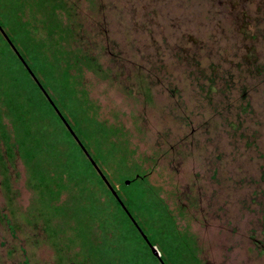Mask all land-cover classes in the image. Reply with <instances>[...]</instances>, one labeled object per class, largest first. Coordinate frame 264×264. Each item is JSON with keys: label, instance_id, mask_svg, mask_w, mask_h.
<instances>
[{"label": "rangeland", "instance_id": "374dc122", "mask_svg": "<svg viewBox=\"0 0 264 264\" xmlns=\"http://www.w3.org/2000/svg\"><path fill=\"white\" fill-rule=\"evenodd\" d=\"M64 1L59 28L30 0H0V18L110 182L141 175L199 264H264V0ZM3 99L0 264H73L81 239L56 208L75 183L39 193Z\"/></svg>", "mask_w": 264, "mask_h": 264}, {"label": "trees", "instance_id": "16d2710c", "mask_svg": "<svg viewBox=\"0 0 264 264\" xmlns=\"http://www.w3.org/2000/svg\"><path fill=\"white\" fill-rule=\"evenodd\" d=\"M26 1L29 0H11V8L15 10ZM64 2L30 0L29 8L36 13L41 12L44 14L42 17H47L50 24L52 22L54 27L59 28L55 23L58 13L56 11L64 7ZM3 18L4 21L0 18V26L108 179L97 156L90 151L85 142L81 129L68 119L64 112L65 106L50 93L49 81L40 78L39 71L43 72L44 62H41L33 51L28 50L27 46L23 50L18 45L19 35L13 36L5 28L9 16L4 14ZM62 31L63 29L57 34L66 37L67 33H61ZM0 44L3 47L0 49V96L3 95L8 114L12 117L14 128L17 130L16 152L29 167L41 195L50 194L56 186L65 189L61 181L64 175L76 186L67 202L56 208L61 216L73 221L72 228L81 239L80 252L78 251L72 258L69 257L70 260H73V264H161L1 33ZM62 59H57L58 65L54 63L57 68L60 67ZM76 60L79 61V57ZM87 62L90 63L89 59ZM65 64L66 72L69 63ZM3 67L6 73L2 70ZM45 118L49 119L53 127H59L57 140L50 141L44 131L38 127L32 128L33 124L37 123L40 126L42 122L46 123ZM60 147H65L66 150L60 151ZM50 172L51 175L48 176ZM57 174L59 179L61 178L60 182L56 179ZM125 180L129 181L128 184ZM88 183L101 188L102 193L99 196L95 195ZM112 186L148 241L159 248L160 259L164 264H199L192 249L176 231L164 206L147 196L141 175L122 178L121 189L113 184ZM141 217L145 219L141 220Z\"/></svg>", "mask_w": 264, "mask_h": 264}, {"label": "water", "instance_id": "95a60500", "mask_svg": "<svg viewBox=\"0 0 264 264\" xmlns=\"http://www.w3.org/2000/svg\"><path fill=\"white\" fill-rule=\"evenodd\" d=\"M0 33L2 34L3 38L7 41V43L9 44V46L13 50V52L16 54V56L19 58V60L21 61V63L23 64V66L25 67V69L27 70V72L29 73V75L31 76V78L37 84V86L39 87V89L41 90V92L43 93V95L45 96V98L47 99V101L51 104V106L53 107L55 113L59 116L60 120L62 121V123L64 124V126L66 127V129L70 132V134L72 135V137L74 138V140L80 146V148L82 149L83 153L85 154V156L87 157V159L91 162L93 168L96 170L97 174L101 177V179L103 180V182L106 185V187L108 188V190L112 193V195L114 196V198L118 201V203L120 204V206L122 207V209L125 211V213L127 214V216L130 218V220L132 221V223L135 225V227L137 228L138 232L140 233V235L142 236V238L145 240V242L149 246L151 252L160 260L161 264H164L163 261L160 259V253L157 250L156 246L152 245L148 241L146 235L144 234V232L142 231V229L139 227V225L136 223L135 219L132 217V215L130 214V212L127 210V208L123 204L122 200L118 196L116 190L113 188L112 184L109 182V180L103 174V172L101 171V169L99 168V166L97 165V163L91 157L90 153L87 151V149L82 144V142L80 141V139L77 137V135L71 129L69 123L63 117V115L61 114V112L59 111V109L56 107V105L54 104V102L50 98V95L48 94V92L43 88V86L39 82L38 78L34 75V73L32 72V70L29 68V66L27 65V63L25 62V60L23 59V57L21 56V54L19 53V51L17 50V48L15 47V45L11 42V40L8 37L7 33L4 31V29L1 26H0ZM128 182H129L128 180H125V183L126 184H128Z\"/></svg>", "mask_w": 264, "mask_h": 264}]
</instances>
